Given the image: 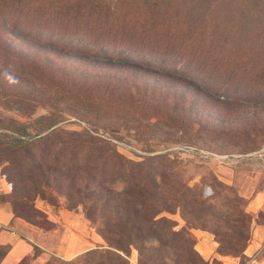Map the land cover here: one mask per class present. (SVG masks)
<instances>
[{
	"label": "rangeland",
	"instance_id": "374dc122",
	"mask_svg": "<svg viewBox=\"0 0 264 264\" xmlns=\"http://www.w3.org/2000/svg\"><path fill=\"white\" fill-rule=\"evenodd\" d=\"M18 140L30 143L13 155ZM93 148L115 152L127 170L162 173L151 193L170 210L154 219L185 240L109 246L76 195L102 182ZM40 151L58 162L40 163ZM72 158L88 162L74 183L60 169ZM0 175L15 217L55 233L49 215L75 212L97 235L95 252L69 263L220 264L199 254L207 238L244 264L225 248L246 246V195L264 183V0H0ZM120 181L109 176L101 196ZM39 252L23 264H39Z\"/></svg>",
	"mask_w": 264,
	"mask_h": 264
},
{
	"label": "trees",
	"instance_id": "16d2710c",
	"mask_svg": "<svg viewBox=\"0 0 264 264\" xmlns=\"http://www.w3.org/2000/svg\"><path fill=\"white\" fill-rule=\"evenodd\" d=\"M234 1L240 5L245 0ZM29 143L22 141L20 142L18 140V146L15 151L12 152V154H17ZM107 150L109 149L106 148L103 151L93 148L91 150V152L96 153L97 159H101L99 169L101 172L100 178L102 182H99L97 185H90L89 182L86 181L83 186H80L76 189V195H78L80 198L78 201L83 202V200H86L87 202L83 208L85 217L88 218L89 216H94V218H98L97 229L104 241L107 242L109 246L114 247L117 250H123V248L127 247V245L141 248L144 244L148 243L153 245H175L179 240H185L181 236L183 230H179V232L173 230L171 231L169 228H167V224L171 225L172 221L163 217L154 219L155 214L158 212L162 210H170L167 207H164V202H156V200L153 198L154 193H151L152 191L154 192L156 187L160 184V181L163 178L162 173L151 174L150 166L143 167L142 165H140L138 169L133 170L130 168L127 170L125 166L122 165V163L118 162L123 158L115 152H107ZM59 157V155H54V158L49 160L45 156L44 151H40L37 158L40 163L50 161L51 164H56ZM110 159H115V161L108 169H106L105 167ZM71 162V166L63 164L60 169L63 168L66 172L71 173L70 182L74 183V176L80 173V170L82 169L81 167L85 168L88 162L84 160L82 163H79L77 159L73 158L71 159ZM87 168L89 173L93 171V167ZM29 172H32V170H29ZM85 173L88 177V171ZM114 173L119 174L121 177L120 182H122L123 186L117 192H114L111 189H105L104 196H101L102 194H100V191L106 186L108 177ZM157 178H159V182L156 180ZM113 182V179L109 180L108 186H111ZM146 188H148L149 193L146 192ZM72 190L73 189L70 191ZM97 190L98 194H94ZM188 190L189 188H184L180 192L177 190L174 191L177 193L176 202H183L189 193ZM90 195L94 196L90 197ZM177 205L179 207L182 206L179 204ZM108 207H110V213L105 214L104 212ZM153 232L155 233L153 234ZM186 236L187 233H185V237ZM186 239L189 238L186 237ZM246 239L247 238H245L244 241ZM243 242H229L225 249L228 250V252H231L235 255H240L241 257L242 251L245 247ZM31 249L33 251L37 250V248L33 245L31 246ZM94 250L91 249L87 251V253L95 252ZM217 252L219 253L220 251ZM116 255L117 254H115V256ZM149 255V259H156L159 257V255L155 253ZM64 263L73 264L67 261ZM17 264H23V259ZM97 264L99 263L97 262ZM194 264H202V261L198 258Z\"/></svg>",
	"mask_w": 264,
	"mask_h": 264
},
{
	"label": "crops",
	"instance_id": "0c3cea01",
	"mask_svg": "<svg viewBox=\"0 0 264 264\" xmlns=\"http://www.w3.org/2000/svg\"><path fill=\"white\" fill-rule=\"evenodd\" d=\"M8 192L9 186L0 175V264L19 263L31 254L32 245L43 256L39 262L42 264L49 256L70 261L98 244L97 235L75 212L61 210L57 215H49L59 224L55 233L37 229L15 217L5 199ZM245 212L251 218L249 239L242 251L244 264H264V183L246 195ZM196 246L205 260L216 256L220 264H241L237 257L216 254L215 243L207 238H199Z\"/></svg>",
	"mask_w": 264,
	"mask_h": 264
}]
</instances>
